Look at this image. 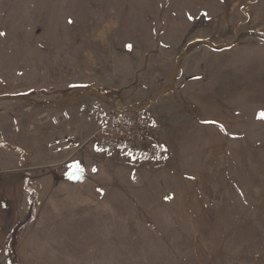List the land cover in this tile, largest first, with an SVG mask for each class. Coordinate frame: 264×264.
I'll list each match as a JSON object with an SVG mask.
<instances>
[{
    "label": "rangeland",
    "instance_id": "obj_1",
    "mask_svg": "<svg viewBox=\"0 0 264 264\" xmlns=\"http://www.w3.org/2000/svg\"><path fill=\"white\" fill-rule=\"evenodd\" d=\"M104 96L167 111L163 160L97 149L78 107ZM261 113L264 0H0V147L37 194L18 261L264 264Z\"/></svg>",
    "mask_w": 264,
    "mask_h": 264
},
{
    "label": "built area",
    "instance_id": "obj_2",
    "mask_svg": "<svg viewBox=\"0 0 264 264\" xmlns=\"http://www.w3.org/2000/svg\"><path fill=\"white\" fill-rule=\"evenodd\" d=\"M78 113L93 117L99 126L93 135L95 145L102 152L119 151L124 155L152 160H163L167 146L151 140L152 112L145 107L126 110L110 105H101L98 100L79 104Z\"/></svg>",
    "mask_w": 264,
    "mask_h": 264
},
{
    "label": "crops",
    "instance_id": "obj_3",
    "mask_svg": "<svg viewBox=\"0 0 264 264\" xmlns=\"http://www.w3.org/2000/svg\"><path fill=\"white\" fill-rule=\"evenodd\" d=\"M95 99L97 100V98ZM163 105L164 108L167 107L165 104ZM69 109L70 107L65 108L66 112L68 111L66 113L68 120H73L74 114H71ZM158 115L151 140L164 143L162 138L174 134L173 130L169 131L168 121H170L171 116L168 115L167 111L164 114L158 113ZM93 121L97 122L94 118ZM59 124L60 129H63L61 136H65L67 134L65 122ZM74 126L77 128L76 124ZM165 145L167 146V144ZM19 161H21L19 153L11 146L0 147V264H9L5 251L7 238L13 225L20 220L23 210L26 213L29 205L28 190L26 189L27 172L19 171Z\"/></svg>",
    "mask_w": 264,
    "mask_h": 264
},
{
    "label": "trees",
    "instance_id": "obj_4",
    "mask_svg": "<svg viewBox=\"0 0 264 264\" xmlns=\"http://www.w3.org/2000/svg\"><path fill=\"white\" fill-rule=\"evenodd\" d=\"M198 41L210 43L209 41H206L203 39H199ZM224 46L225 44L215 45V47L217 48H223ZM169 88L170 86H167L163 88L162 90H160L159 92H157L156 94H161L167 91ZM104 90L105 89L102 87L83 86V87L78 88L71 95L67 96L64 101H60V102L54 101V105L66 106L70 103L71 100L75 99L76 97H78L80 94H83V93H95V94L103 95ZM29 96L30 95L26 93H20L18 95V97H22V98H28ZM7 145L11 146L14 150H16L19 153L21 158L24 157L25 155L24 150L20 146L10 145L9 143H7ZM26 189L29 191V195H28L29 205H28L27 211L24 217L13 225L9 233V236L7 238L6 245H5V251H6L7 256L9 257L8 258L9 264H20V262L18 261V253H17L18 237H19L21 230L25 228L28 224H30L31 221L35 218L37 194H36L35 189L29 185L28 180L26 182Z\"/></svg>",
    "mask_w": 264,
    "mask_h": 264
},
{
    "label": "water",
    "instance_id": "obj_5",
    "mask_svg": "<svg viewBox=\"0 0 264 264\" xmlns=\"http://www.w3.org/2000/svg\"><path fill=\"white\" fill-rule=\"evenodd\" d=\"M105 99L109 100L114 106L118 107L119 106V102L113 97H105ZM124 109L126 110H137L139 107L137 106H133V105H123L122 106Z\"/></svg>",
    "mask_w": 264,
    "mask_h": 264
},
{
    "label": "snow or ice",
    "instance_id": "obj_6",
    "mask_svg": "<svg viewBox=\"0 0 264 264\" xmlns=\"http://www.w3.org/2000/svg\"><path fill=\"white\" fill-rule=\"evenodd\" d=\"M129 48H131V45H129ZM260 118H264V113H261Z\"/></svg>",
    "mask_w": 264,
    "mask_h": 264
}]
</instances>
